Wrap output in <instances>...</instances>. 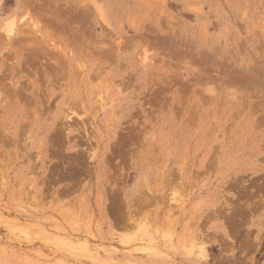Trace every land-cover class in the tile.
I'll use <instances>...</instances> for the list:
<instances>
[{"label": "rangeland", "instance_id": "1", "mask_svg": "<svg viewBox=\"0 0 264 264\" xmlns=\"http://www.w3.org/2000/svg\"><path fill=\"white\" fill-rule=\"evenodd\" d=\"M0 130V264H264V0H0Z\"/></svg>", "mask_w": 264, "mask_h": 264}, {"label": "bare ground", "instance_id": "2", "mask_svg": "<svg viewBox=\"0 0 264 264\" xmlns=\"http://www.w3.org/2000/svg\"><path fill=\"white\" fill-rule=\"evenodd\" d=\"M42 7V6H41ZM61 14H63V13H61ZM62 16V15H61ZM22 48H23V46H22ZM25 48V47H24ZM41 48V47H40ZM34 52V51H33ZM44 63V62H43ZM4 77V76H3ZM7 78V77H6ZM248 79V78H247ZM2 80V79H1ZM6 80V79H5ZM20 92H21V90H20ZM208 92V91H207ZM209 92H211L210 91V89H209ZM26 95V94H25ZM211 95H212V93H211ZM27 97H28V95H27ZM212 97V96H211ZM1 131V130H0ZM64 132V131H63ZM0 137H2V136H0ZM10 139V138H9ZM2 140H4V139H2ZM4 142V141H3Z\"/></svg>", "mask_w": 264, "mask_h": 264}]
</instances>
